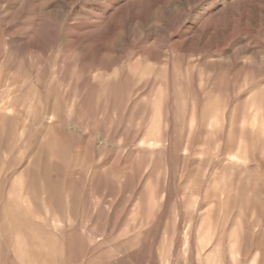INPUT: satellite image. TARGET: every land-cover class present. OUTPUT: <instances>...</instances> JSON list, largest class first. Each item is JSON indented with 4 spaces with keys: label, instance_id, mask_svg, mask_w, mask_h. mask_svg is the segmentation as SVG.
I'll list each match as a JSON object with an SVG mask.
<instances>
[{
    "label": "clouds",
    "instance_id": "obj_1",
    "mask_svg": "<svg viewBox=\"0 0 264 264\" xmlns=\"http://www.w3.org/2000/svg\"><path fill=\"white\" fill-rule=\"evenodd\" d=\"M181 27L0 29V264H264V36Z\"/></svg>",
    "mask_w": 264,
    "mask_h": 264
},
{
    "label": "rangeland",
    "instance_id": "obj_2",
    "mask_svg": "<svg viewBox=\"0 0 264 264\" xmlns=\"http://www.w3.org/2000/svg\"><path fill=\"white\" fill-rule=\"evenodd\" d=\"M8 7L7 15L0 13V29L22 34L39 21L50 35L67 28L97 45L135 21L149 28L156 18L182 25L180 37L202 36L221 54L233 34L253 46L264 36V0H11ZM105 25L107 32L97 31Z\"/></svg>",
    "mask_w": 264,
    "mask_h": 264
}]
</instances>
